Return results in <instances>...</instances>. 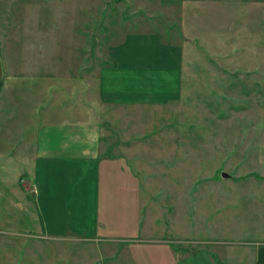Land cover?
<instances>
[{"label": "rangeland", "instance_id": "1", "mask_svg": "<svg viewBox=\"0 0 264 264\" xmlns=\"http://www.w3.org/2000/svg\"><path fill=\"white\" fill-rule=\"evenodd\" d=\"M148 32L182 48L179 96L96 106L137 229L125 243L47 237L28 211L36 189L25 172L41 126L76 120L44 111L50 84L69 101L89 81L97 100L112 47ZM0 64V264H105L144 225L190 253L179 264L251 263L264 244V0H0ZM113 257L106 264H132Z\"/></svg>", "mask_w": 264, "mask_h": 264}, {"label": "crops", "instance_id": "2", "mask_svg": "<svg viewBox=\"0 0 264 264\" xmlns=\"http://www.w3.org/2000/svg\"><path fill=\"white\" fill-rule=\"evenodd\" d=\"M110 53V64L98 73L97 100L89 81L85 98L74 96L73 91L69 101L61 89L50 84L56 90L54 102L45 101L44 111H58L76 120L41 126L31 166L25 172L27 184L36 189V195L26 194L30 197L28 211L47 237L102 238L125 243V233L137 229V219L128 222V204L120 200L121 193L128 192L129 187L125 183V166L120 165L122 157L112 151L116 142L104 135V125L108 123L102 122L96 106H156L176 99L181 90L183 51L179 45L148 32L126 35ZM113 200L120 202L122 212L113 206ZM113 228L116 233H112ZM141 234V239H133L135 245L128 249L129 253L120 247L105 255L103 263L123 252L131 257L132 264H179L185 254L189 258L185 249L174 251L166 246L167 239L150 238L151 226H142ZM252 254L250 264H264V244H259Z\"/></svg>", "mask_w": 264, "mask_h": 264}, {"label": "water", "instance_id": "3", "mask_svg": "<svg viewBox=\"0 0 264 264\" xmlns=\"http://www.w3.org/2000/svg\"><path fill=\"white\" fill-rule=\"evenodd\" d=\"M2 79V67H1V64H0V81ZM222 176L224 177H227V174L226 173H222Z\"/></svg>", "mask_w": 264, "mask_h": 264}, {"label": "trees", "instance_id": "4", "mask_svg": "<svg viewBox=\"0 0 264 264\" xmlns=\"http://www.w3.org/2000/svg\"><path fill=\"white\" fill-rule=\"evenodd\" d=\"M2 83L0 82V87H1Z\"/></svg>", "mask_w": 264, "mask_h": 264}]
</instances>
